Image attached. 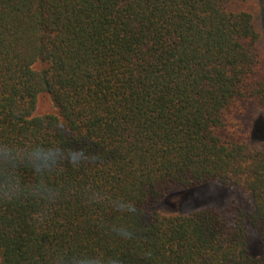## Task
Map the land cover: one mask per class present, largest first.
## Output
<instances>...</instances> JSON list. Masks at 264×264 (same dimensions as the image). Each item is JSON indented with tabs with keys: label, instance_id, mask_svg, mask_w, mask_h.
I'll list each match as a JSON object with an SVG mask.
<instances>
[{
	"label": "trees",
	"instance_id": "1",
	"mask_svg": "<svg viewBox=\"0 0 264 264\" xmlns=\"http://www.w3.org/2000/svg\"><path fill=\"white\" fill-rule=\"evenodd\" d=\"M237 1L0 0V141L71 150L81 166L49 182L136 207L121 218L67 195L38 222L42 205L0 202V264L49 248L119 264H264V16L259 32ZM41 94L52 113L35 114ZM211 183L241 188L250 210L228 219L190 205ZM118 219L130 239L99 227Z\"/></svg>",
	"mask_w": 264,
	"mask_h": 264
},
{
	"label": "clouds",
	"instance_id": "2",
	"mask_svg": "<svg viewBox=\"0 0 264 264\" xmlns=\"http://www.w3.org/2000/svg\"><path fill=\"white\" fill-rule=\"evenodd\" d=\"M81 161L71 150L58 152L56 143L28 140L23 144L0 141V202L33 201L44 207L36 220L42 221L46 209L67 195H80L90 205H106L121 218H136L135 204L122 197H112L100 189H79L75 185L49 182V177L62 174L66 167L74 169ZM22 169L29 170L33 179L25 181ZM99 227L107 233L128 240L132 236L129 224L118 219L111 223L100 221ZM25 264H119V258L104 252L78 251L76 249L49 248L43 260L31 257Z\"/></svg>",
	"mask_w": 264,
	"mask_h": 264
},
{
	"label": "rangeland",
	"instance_id": "3",
	"mask_svg": "<svg viewBox=\"0 0 264 264\" xmlns=\"http://www.w3.org/2000/svg\"><path fill=\"white\" fill-rule=\"evenodd\" d=\"M236 9L248 10L253 14L256 29L262 31V20L264 16V0H238L234 5ZM52 103L48 95L41 94L38 98L36 115L52 113ZM262 129V126H259ZM190 205H214L215 208L228 219L232 218L239 210H250L251 201L249 195L237 186L223 187L211 183L200 189ZM169 201V199H168ZM167 201V202H168ZM190 205H187L190 207ZM248 242L250 252L255 254L260 250L259 236L254 230L248 228Z\"/></svg>",
	"mask_w": 264,
	"mask_h": 264
}]
</instances>
